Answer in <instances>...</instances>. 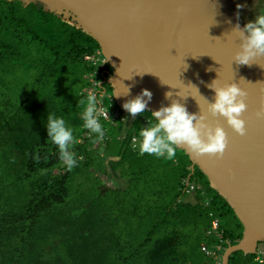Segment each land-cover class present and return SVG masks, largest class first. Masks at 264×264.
Instances as JSON below:
<instances>
[{
	"label": "trees",
	"instance_id": "16d2710c",
	"mask_svg": "<svg viewBox=\"0 0 264 264\" xmlns=\"http://www.w3.org/2000/svg\"><path fill=\"white\" fill-rule=\"evenodd\" d=\"M260 14H264L263 5L256 16ZM87 54H94L98 62L86 59ZM102 58L98 40L61 15L35 2L25 5L22 0H0V156L12 158V169L8 166L0 169L6 172L7 186L8 183L18 186L32 183L22 211L11 216L0 208V264H15L20 250L12 240L20 233H29L45 217L54 220L58 227L69 225L74 264H213V256L206 255V262L198 253L199 250L205 253L202 243L211 248L221 244L222 255L229 244L240 240L243 224L229 202L210 185L206 174L197 166L193 169L183 149L177 147L171 161L141 155L135 149L132 133L141 129L143 116L151 117V111L145 110L135 118L128 114L125 123L120 119L104 120L103 127L108 132L95 145L90 142L93 137L84 136L86 129L78 99L90 94L91 78L101 80L113 70L107 62L100 66ZM11 70H33L36 85L33 91L25 89L26 94L10 96L5 75ZM92 73L95 74L92 76ZM105 86L113 96L111 83ZM30 93L37 99L30 101ZM103 99L108 107L106 98ZM112 100L113 108L108 107L111 112L115 109L124 112L114 97ZM49 113L62 117L73 130L75 139L70 151L77 164L71 170L61 165L58 148L47 141ZM131 120L133 126L129 128ZM81 137L84 141H80ZM10 138L19 145L17 151H10L12 154L3 148L9 145ZM112 143L118 147L113 149ZM103 150L105 155L101 154ZM18 153L20 161L17 160L16 169L13 158ZM102 158L117 175L124 176L126 169H134L125 190L110 191L117 203L122 202L125 212L121 210L114 212V217H103L101 203L94 201L73 213L66 204L74 170L86 169L98 161L101 166ZM154 167L159 169L158 176L153 174ZM193 183L195 187L191 189ZM147 187L156 191L153 202L148 200ZM123 213L125 233L119 229L105 232L106 228H101L111 220L113 225L120 222L117 217ZM214 218L220 220L224 240L210 231ZM194 236L197 240L192 246ZM35 237L38 234H33L27 243H36ZM260 253L264 255V240L259 242L258 252H233L230 264H264L257 258ZM37 256H32V264L42 263Z\"/></svg>",
	"mask_w": 264,
	"mask_h": 264
},
{
	"label": "water",
	"instance_id": "95a60500",
	"mask_svg": "<svg viewBox=\"0 0 264 264\" xmlns=\"http://www.w3.org/2000/svg\"><path fill=\"white\" fill-rule=\"evenodd\" d=\"M22 1L42 5L98 40L113 69L108 73L113 97L124 111L126 101L148 89L153 96L146 110L153 112L178 100L189 113L206 114L213 127L224 128L229 144L223 158L179 148L243 224L242 237L224 250L222 264H230L237 250L258 252L264 240V119L257 116L264 105V58L251 67L236 64L233 58L241 41L232 30L237 23L244 27L255 20L264 0ZM237 4L244 7L237 9ZM213 80L220 87L236 83L248 93L242 116L246 135L240 136L224 117L207 111L215 97L207 87ZM167 92L173 93L171 99L165 98Z\"/></svg>",
	"mask_w": 264,
	"mask_h": 264
},
{
	"label": "clouds",
	"instance_id": "9594fccd",
	"mask_svg": "<svg viewBox=\"0 0 264 264\" xmlns=\"http://www.w3.org/2000/svg\"><path fill=\"white\" fill-rule=\"evenodd\" d=\"M242 7L244 5L237 4V9ZM236 16L239 20V11H237ZM232 32L241 41L240 50L236 52L233 58L236 64L251 67L257 58H264V14L256 16L255 20L249 21L244 27L237 23ZM102 61L104 65L106 63L104 56ZM211 70L209 68V71ZM109 78L106 76L101 79L103 80L102 87L98 85V89L106 88L107 90L105 84L109 82ZM207 87L215 93L214 102L209 101L207 111L213 117H224L228 126L240 136L246 135V121L242 116L247 110L248 93L236 83L220 87L217 85V80L207 84ZM152 96L151 91L143 89L134 99L123 104V108L127 111L124 112L133 118L138 114L145 113ZM172 96V92L165 93L166 99H171ZM99 103L97 95L92 93L87 97L78 99V106L82 109L83 128L89 131L90 137H93L90 140L93 145L102 141L105 135L104 127L100 122L101 117L109 118L108 110L98 107ZM257 116L264 119V105L257 111ZM207 121L206 114L189 113L184 104L178 100H172L170 106H161L159 110L151 112L148 126L139 130L140 154L154 155L157 158L171 161L176 156L177 147H184L198 156L209 155L223 158L229 144L228 135L222 126L213 127ZM46 128L47 141L58 148L61 165L68 170L73 169L77 164L73 153L70 151L75 139L73 130L67 127L66 121L62 117H57L52 113L48 114ZM135 139L136 137H133V141Z\"/></svg>",
	"mask_w": 264,
	"mask_h": 264
},
{
	"label": "rangeland",
	"instance_id": "374dc122",
	"mask_svg": "<svg viewBox=\"0 0 264 264\" xmlns=\"http://www.w3.org/2000/svg\"><path fill=\"white\" fill-rule=\"evenodd\" d=\"M19 70V69H18ZM8 75H5L6 80L8 81V87L10 89V96L15 98L20 92L22 94H26L27 91H33L35 88V72L30 71H14L11 70L8 72ZM69 80V79H68ZM72 80V79H71ZM74 80H72L73 82ZM93 85L92 78L90 80ZM36 88H39L38 86ZM26 89V90H25ZM91 90V89H89ZM107 100L106 105L110 108H113V96L111 93H106L104 95ZM46 101H48V97ZM28 99L33 101L37 99L33 93L28 95ZM15 105H18V101L15 100ZM4 136H7V132H3ZM11 137V136H10ZM18 141H12L10 138V143L8 146H4L8 154H12L10 151H17ZM113 149L118 147L117 143H112L110 145ZM4 152V151H3ZM105 155L103 150L102 152ZM10 161L7 163L9 159H6L4 156H0V168H5L8 166L12 169V158L8 156ZM106 158V157H105ZM14 163L13 167L18 168L16 164L17 160L20 161L19 153L15 155L13 158ZM156 162V160H154ZM101 166L95 164L94 166L87 167L86 169L74 170V175L69 183L70 188V196L68 199V204L70 209H72L73 213L80 212L84 206H88L92 202L101 203L103 207V217H114L115 213L118 211H124V205L122 202L117 203V198L111 194V190L115 191L117 189H124L129 184V179H131L132 171L134 169H126V175L120 176L117 175L111 164L104 163V158L100 160ZM106 164V165H105ZM159 169L153 168V174L158 176ZM125 171V168L123 169ZM121 172V170H119ZM8 178H6V172L0 169V208L2 210H6V214H11V216H15L17 212L22 211L26 205L27 200L29 199V192L32 189V183L28 182L23 186H18L19 184L8 183ZM9 182V181H8ZM152 183V181H150ZM2 184H5L7 187H3ZM146 192L148 194V200L153 202V199L157 198L156 191L153 192L151 187L146 188ZM145 194V193H144ZM147 196V195H146ZM146 199V198H145ZM149 202V201H148ZM111 207H110V206ZM113 208V210H110ZM69 212H71L69 210ZM115 212V213H114ZM125 212V211H124ZM124 215H119L117 218L121 219L120 222L113 225V222H105V224L101 228H106L111 231V229H119L121 232L125 233V213ZM50 217H45L42 222L37 223L35 226H32L31 231L29 233H20L18 236L14 237L13 243L15 246H19V253L17 260L14 262L15 264H32V256H37L38 259L41 260V264H74V258L72 254L71 247L69 246V241H72L69 237L70 234L67 231L68 226H57L54 223V220L50 221ZM51 219V218H50ZM38 234V239L36 243H27L29 238L33 234ZM40 235V236H39ZM106 236V235H105ZM197 237L192 238V246L196 245ZM32 241V240H31ZM263 245V244H262ZM30 249V250H29ZM41 251V252H38ZM198 253L208 260L207 254L201 252ZM263 255V254H261ZM260 261V260H259Z\"/></svg>",
	"mask_w": 264,
	"mask_h": 264
},
{
	"label": "built area",
	"instance_id": "2783aa9c",
	"mask_svg": "<svg viewBox=\"0 0 264 264\" xmlns=\"http://www.w3.org/2000/svg\"><path fill=\"white\" fill-rule=\"evenodd\" d=\"M85 58L88 59V60L94 61L95 63H97L98 60H99V58L96 57L94 54H87L85 56ZM100 66H103V64H101ZM93 75L94 74H92V76ZM92 81H93L94 85H92V87L89 88L91 90L88 89V92L97 95V98L99 97L98 100L100 101V103L98 104V107H103L106 110H108L109 118L108 119H104L103 117H101V119H100L101 124L103 125V121L104 120H111L112 122H115L116 119L123 120L124 123H125V121L127 120V117H128V114L126 112H120V110L115 109V112L112 113L111 110L108 107L105 106L103 98H104V95L107 93V90H106V88H104L103 90H102V88L101 89H97L96 88V85H100L102 87L103 80L100 81V80H97L95 78H92ZM149 119H151V117L149 115L148 116L147 115L143 116L144 122H143V126L141 128H144V127L148 126V125H146V123L148 124V120ZM132 122H133L132 120L129 122V125H130L129 128H132V126H133V124H131ZM107 129H108L107 127H104L105 133L108 132ZM138 133H139V131H134L132 133V143H133V146L135 147V149L139 150L140 137H139ZM84 136H86V137L90 136L89 135V131L87 129H86V131L84 133ZM122 136H125V133ZM133 137H136L135 141H133ZM82 140H83V138L81 137L80 141H82ZM190 187H191V189H193L195 187V183L191 184ZM210 231L211 232L215 231L216 234L218 235V237L221 238V240L225 239L224 238L223 229L220 228V220H219V218H214L213 219L212 228H211ZM202 249H203V251H205V253L207 255H211V256L214 257L213 264H222L221 250L223 249V247H222L221 244L217 245L216 248H211L210 246H208V244L202 243ZM257 258H258V260H260V262L264 261V255L260 254Z\"/></svg>",
	"mask_w": 264,
	"mask_h": 264
}]
</instances>
